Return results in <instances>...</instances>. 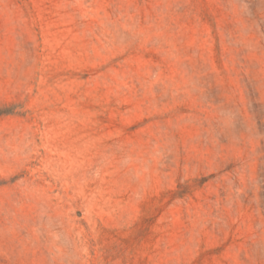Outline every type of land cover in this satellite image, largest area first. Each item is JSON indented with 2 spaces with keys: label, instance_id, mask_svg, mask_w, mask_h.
<instances>
[{
  "label": "rangeland",
  "instance_id": "374dc122",
  "mask_svg": "<svg viewBox=\"0 0 264 264\" xmlns=\"http://www.w3.org/2000/svg\"><path fill=\"white\" fill-rule=\"evenodd\" d=\"M0 264H264V0H0Z\"/></svg>",
  "mask_w": 264,
  "mask_h": 264
}]
</instances>
